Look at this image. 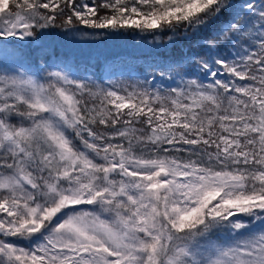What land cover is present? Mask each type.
<instances>
[{
  "label": "snow or ice",
  "instance_id": "snow-or-ice-1",
  "mask_svg": "<svg viewBox=\"0 0 264 264\" xmlns=\"http://www.w3.org/2000/svg\"><path fill=\"white\" fill-rule=\"evenodd\" d=\"M57 26L198 50L77 76ZM0 264H264V0H0Z\"/></svg>",
  "mask_w": 264,
  "mask_h": 264
},
{
  "label": "trees",
  "instance_id": "trees-1",
  "mask_svg": "<svg viewBox=\"0 0 264 264\" xmlns=\"http://www.w3.org/2000/svg\"><path fill=\"white\" fill-rule=\"evenodd\" d=\"M89 3L92 0H88ZM97 4L100 3V0H95ZM101 13H104L108 10L100 9ZM228 13H225L222 19H226ZM59 23L62 22H58ZM79 26V25H78ZM82 31H99L105 33V35L92 38L88 40V43H91L93 40L94 43H103L106 44L109 42L110 38H106L107 35L112 36L113 39H117L118 37H122L126 43L136 42L142 50L135 51L129 50L126 52H117L108 50L105 53H100L103 56L104 62L106 65L111 67L114 70L121 69L125 70L129 73H132V76H139L143 69L147 68L149 64H151L154 60H158L160 58H178L185 52L197 51L198 49L195 47V38L192 41L181 40L177 41L176 45L164 47L158 44H155L152 41V38L146 33H140L137 30L125 29L120 32H112L108 29L104 30H93V29H84L81 26ZM41 39L46 41H53L58 39H71L73 41L81 40L79 36L73 34H66L65 29L63 27L57 26L55 28L49 29L47 34L44 35ZM96 48L93 45L88 46L84 51L85 52H93ZM95 53V52H93ZM124 54V55H122ZM121 55V56H119ZM129 77V76H128ZM125 77L123 79H127Z\"/></svg>",
  "mask_w": 264,
  "mask_h": 264
},
{
  "label": "rangeland",
  "instance_id": "rangeland-1",
  "mask_svg": "<svg viewBox=\"0 0 264 264\" xmlns=\"http://www.w3.org/2000/svg\"><path fill=\"white\" fill-rule=\"evenodd\" d=\"M109 42L88 43V40L73 41L71 39H56L53 41H46L41 39L40 44L43 52L36 50L32 53L33 59H46L48 64L52 66V70L58 68L64 69L72 75L85 76L90 78H102L112 76L114 79L128 77L130 74L125 70H114L105 64L103 56L100 53H105L108 50L117 52H126L129 50L140 51L142 48L136 42L126 43L122 37L113 39L112 36L107 35ZM94 39V38H93ZM93 45L96 50L93 52H85L88 46ZM46 53V55H45ZM124 55V54H122ZM121 56V55H119ZM43 63V60H41Z\"/></svg>",
  "mask_w": 264,
  "mask_h": 264
}]
</instances>
